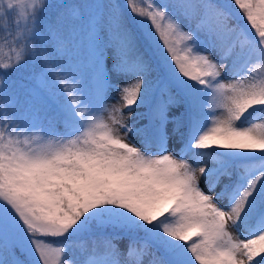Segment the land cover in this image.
<instances>
[{"label": "snow or ice", "instance_id": "6c2138e0", "mask_svg": "<svg viewBox=\"0 0 264 264\" xmlns=\"http://www.w3.org/2000/svg\"><path fill=\"white\" fill-rule=\"evenodd\" d=\"M0 264H264V0H0Z\"/></svg>", "mask_w": 264, "mask_h": 264}, {"label": "rangeland", "instance_id": "374dc122", "mask_svg": "<svg viewBox=\"0 0 264 264\" xmlns=\"http://www.w3.org/2000/svg\"><path fill=\"white\" fill-rule=\"evenodd\" d=\"M119 2H124V0H119ZM185 27H187V25H185ZM29 71L30 70H24L23 75L24 76H27L28 73H29ZM116 96H117V93L115 91H113L111 93V97H110V101L109 102L110 103L113 102L114 99L116 98ZM138 111H143V109H138ZM173 111H178V110H173ZM125 113L127 114V109H125ZM144 122L145 121H143V120L141 121V123H144ZM171 127L172 126L169 125L170 137H171ZM61 130H63V129L61 128ZM132 142L133 143H136V144H139V140L138 139H133ZM168 148H169V151H173L175 149H178L179 148V141H178V139L177 138H170L169 144H168ZM201 187H205L203 180H201ZM205 190H207V189L205 188ZM234 235H235V233H234Z\"/></svg>", "mask_w": 264, "mask_h": 264}, {"label": "trees", "instance_id": "16d2710c", "mask_svg": "<svg viewBox=\"0 0 264 264\" xmlns=\"http://www.w3.org/2000/svg\"><path fill=\"white\" fill-rule=\"evenodd\" d=\"M120 3H124V2H120Z\"/></svg>", "mask_w": 264, "mask_h": 264}]
</instances>
